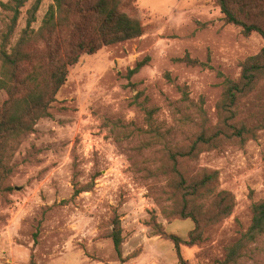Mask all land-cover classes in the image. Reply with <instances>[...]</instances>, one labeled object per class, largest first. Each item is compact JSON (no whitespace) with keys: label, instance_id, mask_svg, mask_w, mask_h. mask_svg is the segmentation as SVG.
<instances>
[{"label":"rangeland","instance_id":"obj_1","mask_svg":"<svg viewBox=\"0 0 264 264\" xmlns=\"http://www.w3.org/2000/svg\"><path fill=\"white\" fill-rule=\"evenodd\" d=\"M35 1L28 0L21 9L13 43ZM51 4L41 0L32 29L41 26ZM132 4L121 11L139 20L142 34L80 55L55 96L50 117L6 147L9 173L0 184V264H31V257L36 264H179L172 242L155 235L152 219L166 235L183 240L194 224L162 215L161 207L170 204L162 194L167 180L147 171L158 175L163 147L186 146L197 136L203 122L200 106L205 126L217 127L224 79H238L241 63L258 54L264 41L226 24L214 0ZM6 18L0 8V35ZM186 56L208 66L187 64ZM145 59L127 79V70ZM178 87L186 88L187 102ZM6 98L0 91V104ZM151 109L161 140L133 136L119 142L115 137L121 138L122 131L113 134L106 125L119 121L128 133L145 131V112ZM239 119L249 126L264 122V80L241 102ZM183 166L192 174L218 173L216 191L201 201L205 207L219 191L234 199L228 217L203 222L202 240L180 248L188 264H219L249 228L252 204L264 199V129L243 144L224 140ZM86 185H91L89 191L73 196ZM114 215L123 238L120 257L108 237ZM228 264H264V235L247 243Z\"/></svg>","mask_w":264,"mask_h":264},{"label":"trees","instance_id":"obj_2","mask_svg":"<svg viewBox=\"0 0 264 264\" xmlns=\"http://www.w3.org/2000/svg\"><path fill=\"white\" fill-rule=\"evenodd\" d=\"M224 16L226 24L238 26L244 36L258 34L264 41V0H214ZM28 0H8L0 2L1 10L7 18L3 21L4 32L0 35V91L7 95L0 104V184L9 173L4 163L6 147L27 133H32L36 122L50 117L49 110L55 102V96L65 84L70 67L77 64L79 56L92 55L100 48L127 41L142 34L139 20L128 16L121 8L133 6L134 0H52L41 26L34 30L31 25L41 0H36L26 11V26L13 43L14 31L21 15V9ZM147 59L128 69L127 79L146 64ZM190 65L207 67L206 63L185 57ZM210 68V67H208ZM264 80V47L261 51L245 59L240 65V75L236 80L224 79L223 91L216 105L218 124L213 130L206 126L205 112L202 106L198 115L203 121L197 136L186 146L176 148L163 147L161 157L164 163L149 176H161L167 180L166 204L161 213L166 218L191 220L194 228L188 233L187 240L176 235H166L160 225L153 220L155 235L170 240L174 246L179 264H188L181 257L183 245L193 246L202 240V223L215 222L217 218L228 217L234 208V199L226 191L217 192L208 207L205 199L216 191L218 173L202 171L189 173L184 164L194 161L205 150L215 149L224 140H237L243 144L255 139L256 132L264 129V122L249 126L239 119L240 104L249 97ZM132 86V85H131ZM182 99L188 101L186 88L178 87ZM155 110H147L148 129L127 131V126L119 121L109 123L111 133L121 130L123 136L116 135V141L133 136L149 137L161 140L162 134L153 125ZM126 134H128L126 136ZM125 135V136H124ZM156 171V170H155ZM1 186V185H0ZM91 185L74 191L73 196L87 192ZM213 209V214L210 210ZM252 218L249 228L241 239L227 248V255L219 264L234 262L238 253L247 243L254 242L264 235V199L252 204ZM118 256H121V227L119 218L114 215L112 229L108 236ZM31 264H36L31 257Z\"/></svg>","mask_w":264,"mask_h":264}]
</instances>
